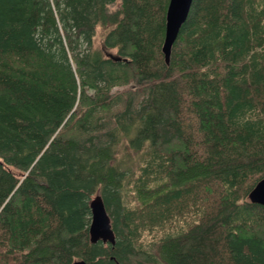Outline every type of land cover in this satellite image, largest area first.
Masks as SVG:
<instances>
[{"label": "trees", "instance_id": "trees-1", "mask_svg": "<svg viewBox=\"0 0 264 264\" xmlns=\"http://www.w3.org/2000/svg\"><path fill=\"white\" fill-rule=\"evenodd\" d=\"M167 4L0 0V264H264V0Z\"/></svg>", "mask_w": 264, "mask_h": 264}, {"label": "water", "instance_id": "water-1", "mask_svg": "<svg viewBox=\"0 0 264 264\" xmlns=\"http://www.w3.org/2000/svg\"><path fill=\"white\" fill-rule=\"evenodd\" d=\"M192 0H168L165 12V30L161 51L165 62H168L171 45L185 20ZM248 199L264 207V177L260 178L248 192ZM90 223L89 240L114 243L115 237L100 195H95L89 203ZM71 264H87L83 259L74 260Z\"/></svg>", "mask_w": 264, "mask_h": 264}, {"label": "bare ground", "instance_id": "bare-ground-1", "mask_svg": "<svg viewBox=\"0 0 264 264\" xmlns=\"http://www.w3.org/2000/svg\"><path fill=\"white\" fill-rule=\"evenodd\" d=\"M123 142V141H122ZM120 145V144H119ZM122 145V144H121ZM114 148V147H113ZM136 151H138V149L136 150ZM140 152V151H139ZM123 169V168H122ZM130 183V182H129ZM127 186V185H126ZM130 186H131V184H130ZM133 189V188H132ZM130 192V191H129ZM128 192V193H129ZM132 193H130V195H131ZM134 195V194H133Z\"/></svg>", "mask_w": 264, "mask_h": 264}, {"label": "rangeland", "instance_id": "rangeland-1", "mask_svg": "<svg viewBox=\"0 0 264 264\" xmlns=\"http://www.w3.org/2000/svg\"><path fill=\"white\" fill-rule=\"evenodd\" d=\"M116 88H119V87H116V86H115L114 89H116Z\"/></svg>", "mask_w": 264, "mask_h": 264}]
</instances>
